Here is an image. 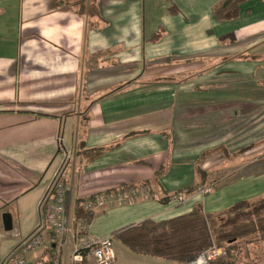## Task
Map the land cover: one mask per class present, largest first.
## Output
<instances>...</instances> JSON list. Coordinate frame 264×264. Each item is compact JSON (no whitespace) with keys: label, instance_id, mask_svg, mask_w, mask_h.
Masks as SVG:
<instances>
[{"label":"crops","instance_id":"1","mask_svg":"<svg viewBox=\"0 0 264 264\" xmlns=\"http://www.w3.org/2000/svg\"><path fill=\"white\" fill-rule=\"evenodd\" d=\"M15 1L0 0V261L39 227L50 239L40 204H53L56 175L73 214L75 201L105 197L86 227L98 239L264 197V0L226 21L215 18L224 0ZM199 172L205 182L180 192ZM114 244L113 264H174Z\"/></svg>","mask_w":264,"mask_h":264},{"label":"trees","instance_id":"2","mask_svg":"<svg viewBox=\"0 0 264 264\" xmlns=\"http://www.w3.org/2000/svg\"><path fill=\"white\" fill-rule=\"evenodd\" d=\"M245 1L247 0H224L215 10V18L221 21L236 18ZM103 153L100 149L84 151L81 158L88 163L101 157ZM198 174L200 182L180 192L196 191L207 176L203 172ZM136 186H121L119 189L129 190ZM114 191L112 189L105 194ZM96 195L99 194L75 201V225L87 227L95 218L97 211L86 205L94 201ZM168 200L166 197L160 202ZM110 237L113 242L119 243L135 255L174 264H187L213 246L222 249L225 255L212 264H259L263 261L261 256L252 255L251 250L257 243H264V197L255 202L239 201L219 213H206L198 204L188 214L159 222L145 220L118 229ZM42 250L49 260L53 258L52 245Z\"/></svg>","mask_w":264,"mask_h":264},{"label":"built area","instance_id":"3","mask_svg":"<svg viewBox=\"0 0 264 264\" xmlns=\"http://www.w3.org/2000/svg\"><path fill=\"white\" fill-rule=\"evenodd\" d=\"M49 195L53 196V204L47 205L48 201H43L40 207L50 227V239L45 240L39 232L41 229L39 227L21 240L20 244L0 261V264H27L26 255L29 252L47 249L50 245L54 248V256L51 260L46 257L42 264H86L89 261L92 264H113L115 254L112 238L90 237L84 225H75L74 214L64 201L65 187L59 175L54 177L46 198ZM124 200L123 195H119L118 201L121 203ZM106 203L104 196L96 195L94 201L86 206L96 210L104 208ZM224 255L222 249L213 246L187 264H212Z\"/></svg>","mask_w":264,"mask_h":264},{"label":"rangeland","instance_id":"4","mask_svg":"<svg viewBox=\"0 0 264 264\" xmlns=\"http://www.w3.org/2000/svg\"><path fill=\"white\" fill-rule=\"evenodd\" d=\"M25 4V2H24V0H22V6ZM150 4H153V5H158V7H161V6H164V7H170L172 4H171V2H170V0H150ZM11 5H15V6H20V0H16L15 1V3L14 4H11ZM206 14H208V13H206ZM12 16H14V14H12ZM16 16H17V14H16ZM208 17L209 18H211V16L210 15H208ZM212 18H213V16H212ZM211 18V19H212ZM214 19V18H213ZM24 20H25V17H24V19H23V22H24ZM71 161V157H67L65 160H64V163H63V165H65L64 167H67L68 165H69V162ZM179 199L180 198H182V197H178ZM177 198V199H178ZM98 211V210H97ZM15 218V224H16V226L18 227V228H20L21 227V229L23 230V229H25V228H27L29 225H31V223H32V221H29V218H28V215L27 214H25V213H23V214H21L20 215V220L18 221V217H17V215L14 217ZM2 232L3 233H6V232H4V230H2ZM22 232V231H21ZM3 245V242L2 241H0V246H2ZM4 247H5V245H4ZM116 246H115V244L113 245V249L115 250L116 248H115ZM251 252H252V255L253 254H256V255H259V256H261V259L263 260L262 261V263H260V264H264V243H257L254 247H253V249L251 250ZM2 253L3 252H0V258L2 257ZM89 263H91L90 261H89Z\"/></svg>","mask_w":264,"mask_h":264},{"label":"water","instance_id":"5","mask_svg":"<svg viewBox=\"0 0 264 264\" xmlns=\"http://www.w3.org/2000/svg\"><path fill=\"white\" fill-rule=\"evenodd\" d=\"M2 224H3V229L6 232H9V231L12 230V223H11V218H10L9 215H4L3 216Z\"/></svg>","mask_w":264,"mask_h":264}]
</instances>
